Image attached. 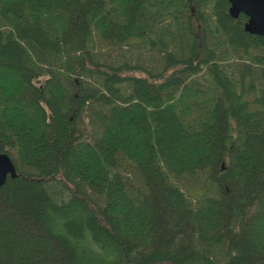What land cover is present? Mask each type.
Segmentation results:
<instances>
[{"label":"trees","instance_id":"trees-1","mask_svg":"<svg viewBox=\"0 0 264 264\" xmlns=\"http://www.w3.org/2000/svg\"><path fill=\"white\" fill-rule=\"evenodd\" d=\"M245 21L226 0H0V264H264ZM96 150L108 199L80 172Z\"/></svg>","mask_w":264,"mask_h":264},{"label":"water","instance_id":"water-1","mask_svg":"<svg viewBox=\"0 0 264 264\" xmlns=\"http://www.w3.org/2000/svg\"><path fill=\"white\" fill-rule=\"evenodd\" d=\"M232 15L242 13L246 17L243 30L249 34L264 35V0H226ZM15 169L9 156L0 152V186L7 176L15 177Z\"/></svg>","mask_w":264,"mask_h":264},{"label":"rangeland","instance_id":"rangeland-1","mask_svg":"<svg viewBox=\"0 0 264 264\" xmlns=\"http://www.w3.org/2000/svg\"><path fill=\"white\" fill-rule=\"evenodd\" d=\"M41 79H43V77H40V80ZM106 152L107 151H105V150H96L93 152V155L90 156L87 151H82L80 154V158L82 159L81 160V166H80V172H81L82 177L84 179H91L92 171H93V173H94V175H93L94 181L92 180L93 186L96 187L100 191L101 195L105 199H108L109 198V192L113 191L115 189L114 185H117V184L110 183L108 185L107 184L104 185L103 182H98L99 180L97 178L98 173L101 172L104 167H108L111 163V160H110V158ZM91 157L95 158L94 163L90 162L89 158H91ZM132 219H133L132 223H134L135 218L132 217ZM130 225H131V223H130ZM135 227H138V228H135ZM135 227H134L135 229L144 231L147 228V225L142 224V225L135 226Z\"/></svg>","mask_w":264,"mask_h":264}]
</instances>
